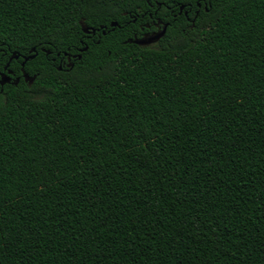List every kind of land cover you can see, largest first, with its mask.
Instances as JSON below:
<instances>
[{"label": "trees", "instance_id": "1", "mask_svg": "<svg viewBox=\"0 0 264 264\" xmlns=\"http://www.w3.org/2000/svg\"><path fill=\"white\" fill-rule=\"evenodd\" d=\"M8 71L0 264H264V0H0Z\"/></svg>", "mask_w": 264, "mask_h": 264}, {"label": "water", "instance_id": "2", "mask_svg": "<svg viewBox=\"0 0 264 264\" xmlns=\"http://www.w3.org/2000/svg\"><path fill=\"white\" fill-rule=\"evenodd\" d=\"M182 9V7H180V10ZM111 27H115L116 26V23H111L110 24ZM165 29H166V26H163L162 29L160 31H158L157 33H155L154 35H151V36H144V37H141V38H135L129 42L131 43H134L138 46H148L150 44H153V43H156L158 42V40L164 35L165 33ZM82 31L85 33V34H94L95 33V30H92V29H87V28H84L82 27ZM86 50V48H84L82 51ZM34 57V55L30 56V57H25L23 58V61L21 63V66L23 67L24 66V63L30 59H32ZM18 56L16 55H12L10 58H9V61L11 59H17ZM78 58H80V56H78ZM8 66V64H6L5 68ZM60 69V68H59ZM10 73V72H8ZM23 77H24V80L26 82H28L29 84L32 83L33 79L32 77H29L27 74H23ZM10 82V79L7 75H1V78H0V85L3 86L4 84H7ZM17 83V80L15 81V84Z\"/></svg>", "mask_w": 264, "mask_h": 264}, {"label": "flooded vegetation", "instance_id": "3", "mask_svg": "<svg viewBox=\"0 0 264 264\" xmlns=\"http://www.w3.org/2000/svg\"><path fill=\"white\" fill-rule=\"evenodd\" d=\"M163 27V26H162ZM162 27L160 26V25H155V30L154 31H151L150 33H142V36L141 37H144V36H151V35H154L155 33H157L158 31H160L161 29H162ZM146 28H148V26L146 27ZM157 43V42H156ZM156 43H153V44H150V45H154V44H156ZM8 72H10V71H8ZM10 74H11V72L10 73H7V76L9 77V79H10ZM24 78V77H23ZM16 81V80H15Z\"/></svg>", "mask_w": 264, "mask_h": 264}]
</instances>
